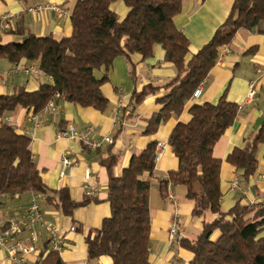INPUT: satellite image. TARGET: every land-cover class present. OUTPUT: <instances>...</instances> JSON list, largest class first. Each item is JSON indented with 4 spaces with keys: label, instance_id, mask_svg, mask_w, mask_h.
<instances>
[{
    "label": "trees",
    "instance_id": "obj_1",
    "mask_svg": "<svg viewBox=\"0 0 264 264\" xmlns=\"http://www.w3.org/2000/svg\"><path fill=\"white\" fill-rule=\"evenodd\" d=\"M117 1L127 8L123 19L110 8ZM182 2L76 0L70 15L69 36L55 39L28 33L21 34L18 41L0 44V59L12 66L37 62L40 70L52 79L51 83H41L35 91L20 87L12 94H0V118L20 108L37 114L56 95L103 112L107 100L100 87L113 60L119 55L128 59L132 54L147 59L159 45L164 51V61L174 67L175 76L161 86L146 85L134 91L129 100L134 109L147 96L160 89L164 91L157 99L161 108L146 119L143 131L145 135L154 134L171 115L182 112L193 91L216 64L219 52L228 47L238 30L264 32V0H234L226 20L212 38L185 62L189 42L173 21ZM99 69L104 70L100 78L95 75ZM237 113L238 106L223 95L214 104H192L190 120L177 123L167 139L178 168L159 181L160 190L165 194L168 186H183L186 198L194 202L192 217L204 218L208 213L213 216L211 221L202 220L201 231L194 240L180 242L192 254L188 264H264V202L250 205L236 202L227 211L220 207V160L213 157L212 150ZM29 144L28 135L18 133L11 125L0 124V197L47 193ZM263 144L264 113L257 132L244 147L233 149L226 158L240 171L244 181L254 175L258 148ZM155 146V142H150L133 154L119 176L114 174L118 156L111 147L102 158L108 176L106 201L110 213L99 229L89 231L85 237L89 260L107 256L111 264H150V183L143 176L154 171ZM194 184L199 186L198 191L194 190ZM54 194L66 216L89 201H72L66 188ZM214 232L218 236L212 240ZM38 264L65 263L45 242L38 253Z\"/></svg>",
    "mask_w": 264,
    "mask_h": 264
},
{
    "label": "crops",
    "instance_id": "obj_2",
    "mask_svg": "<svg viewBox=\"0 0 264 264\" xmlns=\"http://www.w3.org/2000/svg\"><path fill=\"white\" fill-rule=\"evenodd\" d=\"M76 0H0V19L7 13L15 15L9 21V28L0 30V44L18 41L21 34L35 36H51L55 39L71 34L70 15ZM234 0H183L180 12L174 17L175 26L188 39V62L203 45L213 36L216 29L226 20ZM40 4H53L60 8L59 12L46 11L33 14L27 11L29 7ZM111 10L123 19L127 8L120 1L110 6ZM229 52L221 61L212 67L204 80L200 97L188 101L182 112L171 115L152 135L143 133L146 119L159 111L157 99L164 91L157 90L147 96L134 109L129 103L134 91H140L146 85L161 86L175 76L172 64L164 61V51L156 45L150 58L142 59L138 54L129 58L117 56L106 73V81L100 87L107 100V108L100 112L91 107H81L55 97L52 106L47 111L32 114L25 109H17L6 113L0 118V124L5 123L15 127L18 133L30 137L29 150L31 157L40 172L47 193L35 192L20 195L0 197V227L19 217L32 199L39 205L43 218L58 229V235L63 238L65 246L59 253L65 264H111V259L101 256L97 259L87 258L85 237L91 230L100 228L102 220L109 216L110 210L107 198L108 176L101 164L102 158L109 147L117 154L118 162L114 174L119 176L128 166L133 154L142 151L150 142L164 143L161 156L156 159L153 173L144 175L150 183L148 208L150 218L149 229V263L150 264H188L192 254L180 243L169 242L168 230L174 212L180 219L178 227L183 239L192 241L201 231L202 220L211 221L213 216L206 214L204 218L192 217L194 202L186 198L183 186H168L163 194L159 181L167 177L171 171L178 168V160L167 139L177 123H187L190 120L189 108L192 104H214L223 95L228 102L242 105L230 127L219 138L213 147L212 155L220 160V207L229 210L236 202L242 205L260 204L264 202V144L258 148L257 165L254 175L244 181L226 158L235 148H242L249 137L257 132L263 122L264 113V32L238 30L228 45ZM26 63V62H23ZM37 63V62H36ZM5 59H0V74H5L12 68ZM104 70L95 71L96 77L103 76ZM254 81L255 94L251 101L243 104L248 94V85ZM48 82L45 77L32 75H15L0 80V94H12L22 87L26 91H35L41 83ZM120 110V112H118ZM73 126L77 131L91 127L89 139L100 143L96 149L84 145L76 139L58 138L59 131ZM104 137H110L112 144L104 143ZM66 157L74 164L62 165ZM89 169L91 179L84 182V171ZM238 182V189L231 191V183ZM95 187L91 194V187ZM66 188L69 197L74 202L89 200L85 206L76 208L70 216L62 213L57 205L55 192ZM199 190L197 184L193 185ZM170 193L172 199H167ZM71 227L74 232H69ZM34 231L36 253L26 256L28 264H38V253L48 239V234L40 226L23 230L21 239L28 240L29 233ZM218 236L212 235V240ZM0 264H12L7 253L0 249Z\"/></svg>",
    "mask_w": 264,
    "mask_h": 264
},
{
    "label": "built area",
    "instance_id": "obj_3",
    "mask_svg": "<svg viewBox=\"0 0 264 264\" xmlns=\"http://www.w3.org/2000/svg\"><path fill=\"white\" fill-rule=\"evenodd\" d=\"M28 12L33 14L43 13L46 11H55L59 12L60 8L53 4H40L33 7H29L27 9ZM15 18L14 14L7 13L0 19V30H6L9 28V21ZM229 52L228 47H224L217 56V62L221 61L222 58L225 56L226 53ZM32 75L35 77L43 76L45 77L50 83L52 79L49 76H46L39 68L38 63H20L18 65L13 66L6 75L0 74V80L5 77L15 76V75ZM254 81H251L248 85V94L244 99L243 104L248 103L253 98L255 91H254ZM204 85V80L196 87L193 91L190 99L188 101L193 102L197 100L201 93L202 87ZM55 97H58L57 95ZM52 106V100L47 103V105L42 110L47 111ZM242 105L238 106V110H240ZM120 112V110H118ZM92 132V128L89 127L86 130L80 132L75 129L73 126H68L67 128L59 131L58 138H64L68 140L76 139L79 142L83 143L84 145L90 147L91 149H96L100 146V143L92 142L89 139V134ZM104 143L112 144L113 140L110 137H104L102 140ZM165 148L164 143H157L155 146V160L158 159L163 150ZM74 164L71 160L66 157L62 158V165L63 166H70ZM84 182L87 183L91 179V172L89 169L84 171ZM231 191H236L238 189V182L233 181L230 187ZM95 187H91V194H94ZM167 199L171 200L172 195L168 193ZM180 216L178 212H174L172 222L170 224L168 230V237L169 242L172 243H180L183 240V235L181 230L178 227ZM40 226L45 232L48 234V245L52 251L60 253L64 246L65 242L62 237L58 235V229L55 225L51 222L46 221L43 218L42 211L37 204L35 199H32L29 205L23 209L20 213L19 217L12 219L5 228L0 227V249L4 250L7 253L8 260L12 264H28L26 261V256L29 254L36 253V248L34 243L36 241V234L32 230L29 233L28 240L21 239V235L23 230L26 228L33 229L35 226ZM75 228L71 227L69 232H74ZM86 264V263H83Z\"/></svg>",
    "mask_w": 264,
    "mask_h": 264
}]
</instances>
